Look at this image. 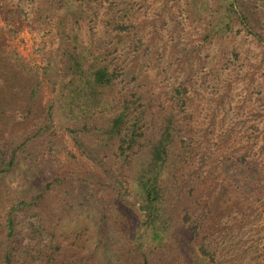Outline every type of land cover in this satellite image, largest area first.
Here are the masks:
<instances>
[{
  "label": "rangeland",
  "instance_id": "rangeland-1",
  "mask_svg": "<svg viewBox=\"0 0 264 264\" xmlns=\"http://www.w3.org/2000/svg\"><path fill=\"white\" fill-rule=\"evenodd\" d=\"M46 1L0 0L2 51L9 57L18 54L26 69L40 73L46 69L48 73L33 98L39 115L56 96L51 88L54 70L47 56L38 51L50 42V36L30 32L27 25L35 8L43 7ZM110 1L118 2L115 12L123 17L128 38L123 40L116 32L103 36L117 47L114 57L122 69L113 87L105 91L112 110L104 118L117 110L122 96L130 93L153 97L157 113L161 103L172 107L174 89L183 91L184 87L189 98L184 111L178 112L171 162L174 168L167 172V201L159 208L156 222H164L166 231L161 236L165 243L163 240L159 246L153 241V230L144 223L135 169L118 158L116 140L82 130L83 126H104L106 119L75 117L68 106L56 103L52 132L28 141L0 183V245L14 249L17 261L24 264H69L64 261L70 258L76 264H143V259L150 264H206L208 258L199 250L202 245L213 253L212 264H264V182L253 181L251 192L245 193L226 183L219 166H215L209 179L194 188L197 178L191 173L197 171L203 179L209 163L214 165L213 158L220 160L226 153L238 159L244 154L250 159L256 157L264 167L262 51L250 38H240L237 52L244 61L242 67L212 76L206 46L194 59V72L188 77L178 60L183 48L200 43L195 22L205 25L210 0ZM68 14L81 26L77 40L86 43L91 16L79 10ZM17 29L22 30L16 33ZM139 45L140 53L144 48L148 49L144 53H152L148 59L131 53ZM23 116L20 110L10 112L0 105V152L6 159L21 144L24 134L31 136L28 128L41 121L36 120L38 115ZM160 116L156 114L154 124ZM184 128H189L190 134L183 133ZM192 147L196 156L180 163L181 152L190 157ZM201 155L206 162H200ZM39 196L38 212L18 213L14 236L7 241V212L20 201H34ZM184 214L188 215L185 223Z\"/></svg>",
  "mask_w": 264,
  "mask_h": 264
},
{
  "label": "trees",
  "instance_id": "trees-1",
  "mask_svg": "<svg viewBox=\"0 0 264 264\" xmlns=\"http://www.w3.org/2000/svg\"><path fill=\"white\" fill-rule=\"evenodd\" d=\"M210 2L205 25L195 22L200 31L199 46L183 48L178 60L180 69L186 70L188 77H191L195 66L194 59L199 57L201 49L206 46L210 49L206 61L207 68L212 76H217V73L229 68L242 67L244 61L237 52L240 38L253 40L264 57V0H210ZM116 8L118 2L110 0H47L43 7L39 6L32 12L31 22L29 21L27 26L30 32L38 31L50 36V42L40 47L38 51L47 56V63L51 65L55 75V77L52 75L55 81L51 88L55 89L56 96L48 100L45 112L40 115L36 111L33 98L38 89H41L40 81L48 75L46 69L42 73L34 68L26 69L18 54L12 53L9 57L0 47V105L6 111L20 110L24 113L25 119L38 115L36 120H41L28 128L31 129V136L23 135L24 139L20 145L13 148L10 158L6 159L5 153L0 152V183L10 174L18 155L27 148L28 141L39 140L41 136L52 132V114L56 103L68 106L71 109L70 113L75 117L80 115L87 120L104 118V114L112 110L105 97V91L113 87L122 69L114 57L117 47H114L112 41L106 42L103 36L116 32L122 35L123 40L128 38V33H125L127 27L123 17L115 12ZM75 10L91 16L88 22L89 40L86 43L77 40L81 26L73 15L68 14ZM21 30L17 29L15 32L19 33ZM140 48L141 45L135 46L131 53L136 57L146 56L147 59L152 55L144 53L148 51L147 48L140 53ZM171 94L172 107H163L161 103L158 106L161 111L157 113L152 105L153 97L130 93L122 96L117 103V110L104 118L106 119L104 126L94 124L88 129L82 127L86 132L95 131L116 140L118 158L124 165L133 164L135 184L144 203L141 207L144 211V223L153 230V241L159 246L163 240L165 243L161 233L166 229L164 222L163 225L156 222L159 218V208L167 201V172L174 168L171 162L175 135L178 131L176 126L178 112L184 111L189 100L184 87L183 91L177 88ZM156 114L161 116L154 124ZM182 132L190 134L189 128L182 129ZM191 149L190 157H185L184 151L181 152L178 158L180 163H187L188 158L196 156L195 149L193 147ZM248 159L250 158L246 157V154L238 159L230 153L223 154L220 160L213 158L214 165L209 163L208 174L203 179H199L201 174L196 170V173L191 171L197 178L194 180V188L204 184L209 179L210 172L215 166H219L226 183L239 191L251 192L250 186L253 181L259 184L264 182V167L259 164L256 157ZM200 162H206L204 155L200 156ZM186 177L189 179L190 174ZM192 191L194 190L189 192ZM40 198L39 196L34 201L22 200L7 212L4 232L7 241L14 236L18 213L38 212L37 202ZM183 219L185 223L188 215L184 214ZM54 240L52 237V244ZM199 250L202 256L208 258L206 264L214 263V255L208 248L202 245ZM14 251L1 243L0 264H24L23 261H17ZM143 260V264H150L147 259ZM64 262L76 264L72 258L65 259Z\"/></svg>",
  "mask_w": 264,
  "mask_h": 264
}]
</instances>
